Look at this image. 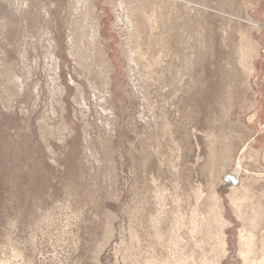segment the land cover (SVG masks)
<instances>
[{"label":"rangeland","instance_id":"1","mask_svg":"<svg viewBox=\"0 0 264 264\" xmlns=\"http://www.w3.org/2000/svg\"><path fill=\"white\" fill-rule=\"evenodd\" d=\"M72 1L0 0V264H245L250 239L264 264V27L241 18L264 23V0H195L232 21L154 10L200 38L181 96L163 97L160 83L154 112L128 76L122 0H96L117 64L109 104L76 71ZM242 49L246 68L232 61ZM231 55L238 72L222 66ZM236 168L244 186L221 187Z\"/></svg>","mask_w":264,"mask_h":264},{"label":"bare ground","instance_id":"2","mask_svg":"<svg viewBox=\"0 0 264 264\" xmlns=\"http://www.w3.org/2000/svg\"><path fill=\"white\" fill-rule=\"evenodd\" d=\"M162 3H165L167 6L179 11L189 10L194 12L195 9H204L208 11H214L215 13L222 15V17L225 19L229 18V21H232V19L235 18V15L231 12L217 9L209 4L200 3L195 0H122V12L120 17L122 31L121 46L122 52L127 59V63L129 66L128 76H130L131 80L133 81V90L136 93L138 100H144L148 104L149 110L151 112L155 111V109L154 111L152 110V105L154 104H151L153 103L152 92L153 89L157 87L159 88L160 83H162L160 88L162 96L166 95L167 97L169 96V98L181 96V92L185 82L183 80V70L186 65H190L192 67L194 66L193 64H195V61L197 60V54H199L197 46L200 45V43L198 45V42H200V38H197V31L194 30L190 25H188L180 15L173 13L158 16L157 14H155L154 10L158 6H161ZM127 4L130 5V7H127ZM97 8L98 4L96 0L72 1V9L76 11V16H74L72 19H69L67 23L69 30V44L70 52L72 55L71 57H73L74 63L77 66V73L79 74L78 69L82 70L83 73L81 74V76L83 77L84 75L86 77L85 79L96 94L98 92L99 95H106L107 97L105 99V103L109 104L113 96V91L111 89L113 77L112 73L117 64L110 60V54L105 49V45H102V19L96 16ZM176 13L178 12L176 11ZM241 18L245 23H248L250 25L264 27V23H261L260 21H257L251 17ZM223 33L225 34V36L227 35L226 29ZM228 41H230L229 38ZM224 47L228 48L230 51L229 46ZM243 50L244 49H242V52L239 53L240 57L236 55L233 59L231 55V57L228 56L229 59L226 58V61L227 59L229 60L227 66L226 64L222 65L225 67H223L224 69H226L225 71L238 72L235 69V65H237V63H232L231 58L233 59L232 61H235L238 58L237 62L239 61V64L241 66H243V62L246 63L245 59L248 57V54L245 53V51L243 52ZM239 64L238 68L240 67ZM57 66L59 68V65ZM243 67L246 68V66ZM254 69V66L250 67V71H253ZM7 77L11 78V75ZM12 78L13 80H10L11 85L15 80L14 76ZM138 85L140 87H138ZM160 92H158L159 95ZM77 102L81 103L79 92L77 93ZM217 108L219 107L217 106ZM210 113L213 112L209 111V114ZM252 117H254V115ZM224 120L225 119L223 118V121ZM225 124L227 123L225 122ZM243 156L244 155L242 153L238 157V167L244 160ZM246 172L252 173L248 169H246ZM219 174H221V172ZM234 179H237L238 182H232ZM211 180L213 179L211 178ZM214 180L213 182H215ZM229 180H232L231 183H229ZM230 185L231 187L235 188H241L244 186L243 177L240 175L239 169L237 168L232 171L225 172L221 177V187ZM164 210L166 212V207ZM162 216L163 215H161V217ZM153 218L154 217L152 216V219ZM159 218L157 219L160 220ZM221 220V222H223V220L226 222L227 219L226 217H221ZM223 225L224 222L222 226ZM223 228L225 227H221L219 229L220 231H222L221 235H223L220 242H222V244H224V246L226 247L227 242L224 234L226 231L224 232ZM241 241L243 242L244 239L241 238ZM245 243H247V248L241 251L244 257L245 264H261L257 262V258L253 257L251 254L253 252L252 240L250 239Z\"/></svg>","mask_w":264,"mask_h":264},{"label":"water","instance_id":"3","mask_svg":"<svg viewBox=\"0 0 264 264\" xmlns=\"http://www.w3.org/2000/svg\"><path fill=\"white\" fill-rule=\"evenodd\" d=\"M232 180H229V183H231ZM232 182H238L237 179H234Z\"/></svg>","mask_w":264,"mask_h":264}]
</instances>
